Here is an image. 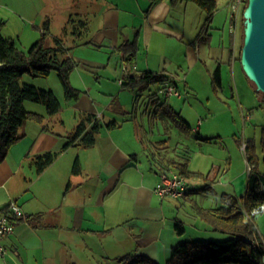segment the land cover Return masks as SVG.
Segmentation results:
<instances>
[{
	"label": "crops",
	"instance_id": "crops-1",
	"mask_svg": "<svg viewBox=\"0 0 264 264\" xmlns=\"http://www.w3.org/2000/svg\"><path fill=\"white\" fill-rule=\"evenodd\" d=\"M70 19L84 21L87 26L84 30L72 31ZM206 19V12L192 0H0V22L5 23L2 34L21 44L39 40L49 21L47 42H52L51 46L62 39L64 46L71 49L68 56L74 61L73 47L69 43L76 45L75 39H79L82 45L118 54L124 64L117 48L126 41L136 40L140 50L133 75L145 71L162 73L169 76L178 89H190L198 87L203 77L202 81L214 87L213 74L219 68L220 91H229L233 97L234 71L245 76L240 61L244 34L241 46L238 39L240 20L235 32H231L230 5L220 0L207 25ZM91 63L99 66L97 62ZM132 104L134 108V99ZM169 105L182 116L184 109L177 111L175 106ZM76 106L82 114L72 124L67 123L62 110L46 117L43 124L32 121L36 125H28V129L38 133L31 137H25V133L0 163V209L15 201L24 214L15 221V233L4 241L7 253L0 258V264H93L95 245L104 254L96 259L100 263L138 254L164 264L172 248L181 242L226 238L215 231L202 214L219 207L225 194L243 197L249 174L232 176L229 169L232 162L209 149L199 155L210 163L208 176L189 178L188 193L183 199H161L154 189L160 175L171 169L170 162L187 155L189 170L195 165V152L186 140L179 139L175 143L159 140L147 149L131 127L125 131L126 124L117 116L110 117V122L104 124L101 115L105 114H96L98 107L89 95L81 97L79 92ZM28 108L44 114L34 105ZM108 108H112L115 115L127 113L120 96L115 97ZM137 112L132 114V121ZM162 113L153 116L150 112V119L161 120L168 129L174 126L181 131L170 114L164 110ZM87 115H95L102 124L96 144L91 148L75 145L63 150L68 137ZM184 119L191 133H182L187 136L203 133V119L194 127L186 116ZM220 137L196 138L204 142L198 143L202 147L213 145ZM46 152H60V156L38 174L31 160ZM77 159L82 173L74 175L72 169ZM191 169L206 174L201 168ZM212 194L213 200L209 202ZM190 205H193L194 215L188 212ZM33 215H42L36 224L27 220ZM188 215L196 220L191 234L187 229ZM176 220L186 228L183 236L175 230Z\"/></svg>",
	"mask_w": 264,
	"mask_h": 264
},
{
	"label": "trees",
	"instance_id": "trees-1",
	"mask_svg": "<svg viewBox=\"0 0 264 264\" xmlns=\"http://www.w3.org/2000/svg\"><path fill=\"white\" fill-rule=\"evenodd\" d=\"M192 1L206 12L207 25L217 10V0ZM4 24V22H0V63L3 65L0 68V163L7 158L12 146L24 138L25 135L20 134V131L26 122L35 121L43 124L46 117L54 116L62 110V103L53 91L27 84L24 82L26 75L34 78H48L55 72L63 86L67 100H77L80 92L72 86L70 81V75L76 66V62L68 56L71 49L64 46L62 39H57L55 45H48L49 21H46L40 39L33 43L27 51L18 46L17 40L2 34ZM69 24L73 28L72 31L84 30L87 26L86 22L73 21V19H70ZM242 25L244 28V17ZM68 29L69 27L65 29V32ZM139 50L136 40L126 41L117 48V52L122 55L124 64L131 66L133 71L136 70L135 63ZM168 83L175 84L165 74L145 71L140 75L125 76L122 87L135 92V110L144 99L148 101L149 106L153 107V116L161 115L164 110L170 114L175 126L183 132L191 133L190 125L180 113L169 105L168 99L162 101L160 98ZM213 84L215 91L219 92L222 88L219 68L213 74ZM257 93L262 96L264 101V94ZM30 104L44 106L45 114L30 110L28 108ZM90 125L91 127H89ZM101 128L102 124L95 115H87L68 137L63 150L75 145L85 148L93 147ZM59 156L60 152H46L34 157L31 163L36 167L37 173L41 174ZM189 160L190 157L185 155L181 160L170 162L169 166L188 179L204 177L202 174L189 170ZM249 162L251 171L248 175L245 195L239 198L225 194L222 196L219 207L202 214V218L210 223L215 231L224 234L226 238L181 242L172 248L166 264H264V242L255 223L256 218L264 213V171L258 168L254 158L250 155ZM72 173L74 175L82 173L78 159L74 163ZM41 216H29L27 220L36 224ZM175 230L180 236L186 232V228L180 220L175 221ZM118 262L120 264H158L150 258L138 254H128L119 258Z\"/></svg>",
	"mask_w": 264,
	"mask_h": 264
},
{
	"label": "rangeland",
	"instance_id": "rangeland-1",
	"mask_svg": "<svg viewBox=\"0 0 264 264\" xmlns=\"http://www.w3.org/2000/svg\"><path fill=\"white\" fill-rule=\"evenodd\" d=\"M220 1L222 3L227 2L229 5H231L232 2V0ZM239 17L240 25L238 39L239 46H241L243 37L242 13ZM78 41L79 39H75L76 45L73 42L72 44L69 43L70 46L73 47L72 55L76 61V66L70 75V81L74 88L80 90L81 97L89 95L95 102L98 107L97 110H99L96 111V114H105L104 116L101 115V120L104 124L110 122V117L115 119L114 116H117L123 124H126L124 128L125 131L128 132V128L131 127L132 131L136 132L140 140L143 141L144 148L147 149H151V143H155L159 140H167L173 143L179 139L186 140V144L195 152V165L190 166V170H193L191 168L206 170L205 177L208 176L207 173L210 170V163L206 160L203 161L199 155L203 152H209V149L217 155H224L229 162H232L229 164L232 176H242L244 174L247 176L249 174V155L254 158L258 168L264 171V101L262 96L257 93L255 85L247 80L248 78L245 77L246 75H237L234 71L232 80L233 97L231 93L226 90L224 92H216L210 82L202 81L204 79L203 77L200 78L198 87H190V89H184L183 87H180L181 89L179 88L183 100H178L180 98L176 96L168 99V102L172 106H175L177 111H180V108L184 109V115L182 114V116L184 118L186 116L193 127L198 126V121L203 119V133H193L191 136H187L174 126L171 127V129L169 128V130L168 125L161 120L152 121L149 113L152 112L153 107L149 106L144 99H142L139 106L136 108V111H138L136 114L137 116L135 120L132 121L131 117H133L132 114L135 112L132 104L135 92L122 89L120 80L124 82L126 75L123 71L124 64H121L120 56L111 53L108 49L98 50L93 46L82 45ZM51 43L52 42H48V45ZM31 45L32 44L27 45L26 43H18V46L24 51H27ZM91 62H97L99 66L93 65ZM24 82L38 88L53 91L62 103V115L66 118L68 124H72L75 119L80 118L82 112H80L79 107L76 106V100L66 99L63 86L55 72L48 78H34L26 75L24 77ZM117 96H120L124 109L127 111L125 115H115L112 108H108L112 100ZM160 98L162 101L165 99L162 93ZM31 105L38 107L36 108L37 111L45 114L46 110L44 106L38 104ZM161 115H163V113ZM28 125L36 124L32 121L26 122L20 134L26 133L25 137H31L38 133L37 130L28 129ZM50 128H52L51 125ZM202 135L221 136V139L217 138L218 141L214 142L213 145L206 144L200 147L198 143L203 144L204 142H198L196 137ZM244 144H247V148ZM200 158L201 160H199ZM195 178L203 179L202 177H194L193 179ZM91 183L92 181H90V184ZM213 197L212 194V197L209 198V202L213 200ZM192 207L193 205L189 206L188 212L194 215L191 211ZM195 221L196 220H194L191 215H188L189 226H187V229L190 234L195 230V228H193ZM200 221L202 222V220ZM255 223L258 232L264 240V213L256 218ZM204 240L210 239L207 238ZM93 249V264H120L118 258L103 260L102 263H100L96 259H100L101 256H104L102 249L96 245Z\"/></svg>",
	"mask_w": 264,
	"mask_h": 264
},
{
	"label": "built area",
	"instance_id": "built-area-1",
	"mask_svg": "<svg viewBox=\"0 0 264 264\" xmlns=\"http://www.w3.org/2000/svg\"><path fill=\"white\" fill-rule=\"evenodd\" d=\"M247 2L248 0H232L230 5L232 18L231 32H235L236 23L239 22V16L245 10ZM123 71L126 76L133 72L132 67L126 64L123 65ZM120 83L123 84V81L120 80ZM162 94L165 99L173 96L182 97L176 84L173 83H168L162 91ZM244 145L247 148V144ZM250 171L251 166L248 164V173ZM188 188V178L176 170L170 169L160 175V181L154 189V193L161 199L170 198L180 200L186 197ZM23 216L21 207L15 201H11L5 209L0 210V258L5 257L7 253V248L4 244L5 239L15 233V221Z\"/></svg>",
	"mask_w": 264,
	"mask_h": 264
},
{
	"label": "water",
	"instance_id": "water-1",
	"mask_svg": "<svg viewBox=\"0 0 264 264\" xmlns=\"http://www.w3.org/2000/svg\"><path fill=\"white\" fill-rule=\"evenodd\" d=\"M243 17L242 69L257 92L264 94V0H248Z\"/></svg>",
	"mask_w": 264,
	"mask_h": 264
}]
</instances>
